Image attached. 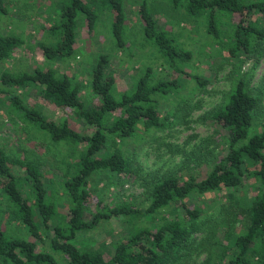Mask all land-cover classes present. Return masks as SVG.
<instances>
[{
    "label": "trees",
    "instance_id": "1",
    "mask_svg": "<svg viewBox=\"0 0 264 264\" xmlns=\"http://www.w3.org/2000/svg\"><path fill=\"white\" fill-rule=\"evenodd\" d=\"M165 1L175 9L184 10L189 17L204 19L208 34L215 40H224L222 34L227 29L224 19H229L230 33L225 36L228 56L236 60H259L264 51V26L260 20L264 21V0ZM62 2L59 20L48 30L56 43L38 45L46 59L73 56L79 20L93 31L102 13L110 14L113 38L117 46L125 47V0ZM138 12L143 37L161 58L176 73L200 87L207 86L208 81L183 70L182 66L194 54L181 48L172 33L160 29L146 0H141ZM256 14L261 18H255ZM8 15L5 1L0 0V16ZM235 15L240 20L233 23ZM24 44L20 36L0 34V62L11 59ZM108 66L109 56L100 55L90 79L95 101L89 103L81 98L82 85L67 75L57 76L50 69L0 75L2 86L35 87L50 105L72 111L93 129L91 134L82 133L68 121L49 120L40 111L29 108L15 91H0V95L8 96V104L20 114V119L35 127L45 141L70 147L65 158L66 169L58 183L68 202L64 214L55 192L48 190L43 182L39 159L11 157L0 148V264H58L56 255L65 264H193L192 252L201 247L200 255L208 254L203 264H211L208 260L212 251L219 247L225 257L229 252L228 264H264V124L260 131H255L260 103L246 78L238 75L225 101L209 114L226 132V154L209 164L210 170L203 179L196 176L186 179L180 175L158 178L148 188L146 207L141 208L111 205L96 199L91 191L92 180L99 173L118 178L133 173L125 145L142 133L166 128L167 119L161 118L158 98L178 90L180 83L176 79L155 82L149 68L131 92L116 97V79L108 72ZM13 167L24 170L23 177H18ZM247 179H257L260 187L252 198L237 202L234 198ZM225 190L232 191L231 204L221 205L217 215H203L202 209L187 204L192 194ZM169 208L172 214L165 212ZM117 217L126 220L128 233L116 241L110 259L99 249H81L75 244L80 234ZM143 221L150 224H140ZM7 223L23 227L26 237L10 235L4 229ZM239 224L242 229L237 233ZM202 232L204 240L198 243L194 236ZM222 233L226 245L220 238L216 239Z\"/></svg>",
    "mask_w": 264,
    "mask_h": 264
},
{
    "label": "rangeland",
    "instance_id": "2",
    "mask_svg": "<svg viewBox=\"0 0 264 264\" xmlns=\"http://www.w3.org/2000/svg\"><path fill=\"white\" fill-rule=\"evenodd\" d=\"M4 1L9 15L0 16V34L20 36L25 44L14 52L11 59L0 62V75L3 72L14 75L33 73L36 68L50 69L55 75H67L82 85L81 98L89 103L95 101L90 91L91 72L98 57L107 54L108 72L116 79V97L131 92L149 68L152 69L155 82L176 79L180 83L178 90L158 98L157 107L161 118L167 119L166 128L142 133L125 145L124 150L132 163L133 173L119 178L110 173L97 174L91 184L96 199H103L111 205L130 204L143 208L148 203V188L158 178L168 175H180L186 179L191 176L199 180L205 178L210 170L209 164L224 156L227 149L225 130L214 123L209 114L225 101L238 75L246 78L250 91L259 99L255 131H260L264 124V51L259 60L229 57L225 37L230 33V20L227 18L224 19L227 27L222 34L224 40H215L208 34L204 19L189 17L184 10L175 9L165 0H146L160 29L172 33L181 48L194 54V58L182 68L208 81L207 86L200 87L186 76L176 73L161 58L157 49L144 39L143 23L138 14L141 0H125V47L117 46L111 32V16L102 13L93 31H89L82 19L79 20L74 55L56 60L46 59L38 45L44 43L53 46L56 43L57 40L48 30L59 20L62 0ZM255 18L260 19V14H256ZM239 20V15L232 18L233 23ZM260 20L264 26V21ZM5 90L15 91L29 108L40 111L49 120L57 123L68 121L82 133L93 132L72 111L50 105L35 87L12 89L2 86L0 82V91ZM7 99L8 96L0 95V148L11 157L39 159L44 174L43 182L48 190L55 192L61 213H66L68 202L63 198L58 183L66 169L65 158L70 147L45 141L35 127L20 119V114L10 107ZM13 172L23 177L24 170L13 167ZM244 186L234 198L237 202L252 198L260 183L257 179H247ZM231 195V190L192 194L187 204L202 209L203 215H217L221 205L231 204ZM165 212L172 214V209ZM140 224L147 226L150 223L143 221ZM4 229L10 235L26 237V230L16 223H7ZM241 229L239 224L236 232L240 233ZM127 233L126 220L117 217L80 234L75 244L81 249H99L105 253L106 259H110L116 241ZM194 237L198 243H202L205 235L202 232ZM219 238L225 242L223 233L216 239L219 241ZM200 251L203 252L202 247L192 252L193 264H203L208 259L207 252L200 255ZM228 257L229 252L225 257L219 247L212 251L208 261L211 264H228ZM56 259L58 264H65L60 255H56Z\"/></svg>",
    "mask_w": 264,
    "mask_h": 264
}]
</instances>
